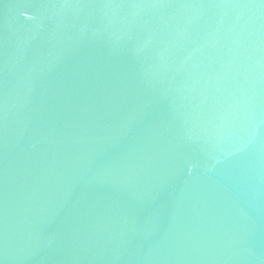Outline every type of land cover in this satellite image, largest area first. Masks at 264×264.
I'll return each mask as SVG.
<instances>
[{
	"label": "water",
	"instance_id": "95a60500",
	"mask_svg": "<svg viewBox=\"0 0 264 264\" xmlns=\"http://www.w3.org/2000/svg\"><path fill=\"white\" fill-rule=\"evenodd\" d=\"M0 264H264V0H0Z\"/></svg>",
	"mask_w": 264,
	"mask_h": 264
}]
</instances>
